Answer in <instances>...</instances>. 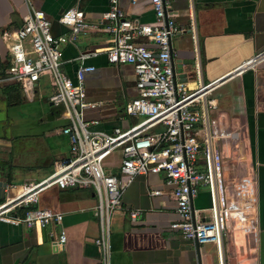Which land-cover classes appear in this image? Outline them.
I'll return each mask as SVG.
<instances>
[{"label":"crops","instance_id":"0c3cea01","mask_svg":"<svg viewBox=\"0 0 264 264\" xmlns=\"http://www.w3.org/2000/svg\"><path fill=\"white\" fill-rule=\"evenodd\" d=\"M28 2L44 12L52 35L67 31L56 19L71 7H77L87 21L97 22L108 6V0ZM118 6L127 17L156 23L150 0H118ZM169 9L175 25L183 29L170 42L172 58L179 65L175 76L186 91L233 71L264 50V0H170ZM25 11L23 0H0V33L19 27ZM110 43V33L99 24L60 48L59 68L72 83L78 67H92L83 73L85 99L98 103L83 111L90 130L126 128L138 120L123 110L136 95L133 67L107 62L104 51ZM7 63L0 38V73ZM10 85H0V182L15 193L25 183L45 177L53 163L69 153L66 136L60 132L64 114L47 102L49 76L40 75L29 90ZM14 87L18 100L13 98ZM213 97L216 107L208 116L225 221L222 261L264 264V58L225 80ZM109 157L106 167L114 168L119 154ZM147 189L161 193L148 196ZM95 202L91 189L52 186L42 191L36 206L62 213L65 241H57L54 223L43 229L0 223V264H98L93 244L98 234L92 214ZM191 204L195 211L209 207L208 189L200 188ZM121 205L124 210H114L110 216V264H196L193 242L170 227L178 217L160 174L132 178ZM125 208L138 211L135 220L129 219ZM198 253L200 264H217L213 243L199 244Z\"/></svg>","mask_w":264,"mask_h":264},{"label":"built area","instance_id":"2783aa9c","mask_svg":"<svg viewBox=\"0 0 264 264\" xmlns=\"http://www.w3.org/2000/svg\"><path fill=\"white\" fill-rule=\"evenodd\" d=\"M26 11L19 27L3 30L8 63L0 73V85H17L29 90L40 75L49 76L51 91L47 102L64 110L66 123L60 132L66 136L67 158L55 161L42 179L25 183L12 197L0 202V223L26 228L57 225V241L64 242L62 213L37 207L39 194L49 187L91 189L96 202L92 214L98 234L93 244L98 264H110L109 226L114 210L123 209L121 195L132 178L160 174L174 201L178 219L170 224L180 236L198 244L216 246L217 264H223L222 234L224 216L220 207L212 153L209 111L216 107L213 92L228 78L253 66L264 58V51L239 67L211 81L198 83L186 91L183 81L173 75L169 40L182 31L175 25L170 0H150L155 24L127 17L118 0H108L97 22L87 21L77 7L62 12L56 19L67 27L58 35L50 32V21L40 9L23 0ZM134 2V0H132ZM101 24L110 33V46L104 51L109 64L133 67L136 95L124 103L127 115L139 118L126 127L109 131L90 130L82 119L83 111L97 106L85 99L83 73L91 66L78 67L76 83L60 70V48L73 43L77 35ZM84 54L80 55V58ZM117 152L114 168L105 160ZM200 188H207L210 205L195 211L190 203ZM148 196L159 195V189H147ZM202 210L207 215L199 216ZM131 221L138 211L125 208Z\"/></svg>","mask_w":264,"mask_h":264},{"label":"water","instance_id":"95a60500","mask_svg":"<svg viewBox=\"0 0 264 264\" xmlns=\"http://www.w3.org/2000/svg\"><path fill=\"white\" fill-rule=\"evenodd\" d=\"M169 52L171 54V61H170L171 69H172L173 75L175 76V67H179V65L175 64V61L172 58V48H171L170 40H169ZM175 78L178 79V77H176V76H175ZM56 112L61 114V115L64 114V110L62 108H60L59 111H56ZM13 195H14V189L13 188L5 189V183L4 182H0V200H2L5 197L6 198L12 197ZM190 207L192 209V204L191 203H190ZM192 242H193L194 251H195L196 264H200V258H199V253H198V245L199 244L196 241H192Z\"/></svg>","mask_w":264,"mask_h":264},{"label":"trees","instance_id":"16d2710c","mask_svg":"<svg viewBox=\"0 0 264 264\" xmlns=\"http://www.w3.org/2000/svg\"><path fill=\"white\" fill-rule=\"evenodd\" d=\"M11 86V85H10ZM19 87V86H18ZM18 87H14L12 94H13V98L18 100ZM20 88V87H19ZM12 95H10L9 97H11Z\"/></svg>","mask_w":264,"mask_h":264},{"label":"rangeland","instance_id":"374dc122","mask_svg":"<svg viewBox=\"0 0 264 264\" xmlns=\"http://www.w3.org/2000/svg\"><path fill=\"white\" fill-rule=\"evenodd\" d=\"M49 90L50 89V87L49 86H46V90ZM64 116V115H63ZM139 119V118H138ZM109 159H110V157H108L106 160H105V162H107V161H109Z\"/></svg>","mask_w":264,"mask_h":264}]
</instances>
